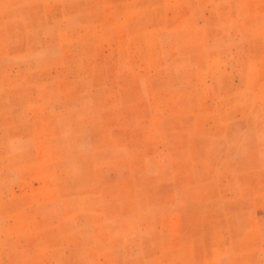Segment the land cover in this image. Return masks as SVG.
I'll return each mask as SVG.
<instances>
[{
	"label": "rangeland",
	"instance_id": "1",
	"mask_svg": "<svg viewBox=\"0 0 264 264\" xmlns=\"http://www.w3.org/2000/svg\"><path fill=\"white\" fill-rule=\"evenodd\" d=\"M0 264H264V0H0Z\"/></svg>",
	"mask_w": 264,
	"mask_h": 264
}]
</instances>
